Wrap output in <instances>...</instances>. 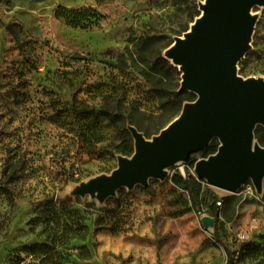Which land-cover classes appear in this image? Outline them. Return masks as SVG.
Instances as JSON below:
<instances>
[{
  "label": "rangeland",
  "instance_id": "obj_1",
  "mask_svg": "<svg viewBox=\"0 0 264 264\" xmlns=\"http://www.w3.org/2000/svg\"><path fill=\"white\" fill-rule=\"evenodd\" d=\"M96 3L106 14L99 27L72 30L52 18L58 6L81 8ZM205 5L206 0H0V130L7 131L11 121L16 128L28 113L22 110L29 102L24 95L6 94L7 88L19 83V70L28 97L35 101L44 99L40 92L47 90L61 102L76 97L98 106L104 94H112L147 116L160 114L152 89L133 68L137 49L153 28L174 44L190 30ZM191 15L196 16L189 22ZM246 19L252 34L234 75L239 81L264 85V0L248 10ZM168 48L162 52L165 58ZM117 52L128 67L122 73L115 68ZM25 62L34 64V69L29 70ZM183 80L181 71L180 85ZM190 105L185 103L179 115L151 137L130 127L134 140L131 156L82 155L81 180L66 185L56 198L66 211H76L86 230L65 245H57V264H223L225 253L216 233L234 252V264H264V176L258 183L245 179L234 192L213 188L194 173L199 162L208 160L197 151L183 165L167 167L143 182L120 188L107 185L133 160L137 137L143 136L150 144L174 127ZM37 107L30 125L33 132L40 131L39 150L43 151L52 146V131L40 103ZM257 126L264 127L262 123ZM107 134L106 129V139ZM213 140L219 143L217 138ZM175 173L185 179L190 175L201 184L198 197L171 182ZM214 202L216 212H210ZM37 216L27 194L8 203L0 192V264H46L38 252L29 249L49 243L42 222L32 223ZM204 217L212 218L214 226L204 227Z\"/></svg>",
  "mask_w": 264,
  "mask_h": 264
},
{
  "label": "trees",
  "instance_id": "obj_2",
  "mask_svg": "<svg viewBox=\"0 0 264 264\" xmlns=\"http://www.w3.org/2000/svg\"><path fill=\"white\" fill-rule=\"evenodd\" d=\"M194 16L196 15L189 17V22ZM52 18L62 20L64 25L72 30H87L99 27L106 14L103 7L96 3L81 8L58 6L53 10ZM152 25L154 26L153 23ZM185 31L186 28L182 30ZM171 44L172 40L168 36L153 28L138 47L133 66L158 100L160 114L156 116H147L136 107L124 104L112 94H104L98 106L76 97L61 102L54 92L47 90L40 92L44 99L32 100L28 97L26 82L20 75L21 70L17 74V86L7 88V96H10L9 91H13L24 95L29 102L22 108L28 112L24 121L17 124L16 128L12 126L15 121H11L7 131L0 130V192L8 203H13L16 197L27 194L34 212L38 215L32 223L41 221L48 232V244H35L29 248L33 254L38 252L42 257L41 262L57 264L56 261L60 257L58 246L65 245L86 230L76 211H66L56 198L57 192L66 185L81 180L82 155L96 154L99 158L104 157L106 153L112 156H131L134 152V141L130 127L146 138L151 137L178 116L185 103L195 101V94L180 89V72L162 56L163 50ZM21 57L25 59L23 55ZM115 63V68L120 73L128 69L123 55L119 52L115 56ZM24 66H28L29 70L34 69V64L28 62H25ZM12 77L11 75V79ZM38 103L42 106L41 113L45 123L52 131V146L43 151L39 150L42 141L40 131L33 132L30 125L35 120L31 118L39 109ZM25 123L27 126L23 127ZM254 138L264 147V127L255 128ZM218 148L219 143L213 140L201 150V157L206 159L214 155ZM190 165L193 167V163ZM171 182L179 189L191 191L197 197L202 188L190 175L185 179L181 174L175 173ZM205 191L209 192L208 189ZM216 207L217 202H214L209 211L216 212ZM215 238L224 249L223 264H234V252L223 244L217 233Z\"/></svg>",
  "mask_w": 264,
  "mask_h": 264
},
{
  "label": "water",
  "instance_id": "obj_3",
  "mask_svg": "<svg viewBox=\"0 0 264 264\" xmlns=\"http://www.w3.org/2000/svg\"><path fill=\"white\" fill-rule=\"evenodd\" d=\"M257 1L209 0L200 25L203 36L180 42L175 52L186 64L180 89L195 94V101L174 127L150 144L137 137V155L109 179L108 186L140 183L167 167L181 166L214 138L219 141L218 151L196 165L198 178L213 188L234 192L245 179L258 183L264 176V151L254 138L256 125H264V85L248 84L234 75L252 34L246 14ZM252 144L259 148L255 153ZM201 221L204 227L214 226L212 218Z\"/></svg>",
  "mask_w": 264,
  "mask_h": 264
},
{
  "label": "bare ground",
  "instance_id": "obj_4",
  "mask_svg": "<svg viewBox=\"0 0 264 264\" xmlns=\"http://www.w3.org/2000/svg\"><path fill=\"white\" fill-rule=\"evenodd\" d=\"M209 0H206V5L208 4ZM205 12H202L201 15L196 18L194 23L191 24L190 30L184 34L183 38H179L175 41V43L170 46L165 52L167 55V58L178 68L182 71L183 74H185L186 64L180 63L178 60V57L176 56L175 52L178 48V44L182 41L190 40V39H200L203 34L200 29V25L205 19ZM258 146L256 144H252L251 146V152L255 153L258 150ZM137 155V151L134 153V156ZM133 156V157H134Z\"/></svg>",
  "mask_w": 264,
  "mask_h": 264
},
{
  "label": "built area",
  "instance_id": "obj_5",
  "mask_svg": "<svg viewBox=\"0 0 264 264\" xmlns=\"http://www.w3.org/2000/svg\"><path fill=\"white\" fill-rule=\"evenodd\" d=\"M249 189V187H247ZM240 238L244 239V236L243 235H240Z\"/></svg>",
  "mask_w": 264,
  "mask_h": 264
}]
</instances>
